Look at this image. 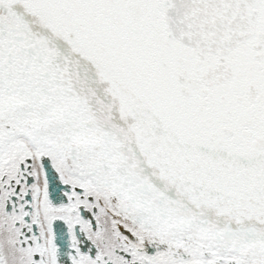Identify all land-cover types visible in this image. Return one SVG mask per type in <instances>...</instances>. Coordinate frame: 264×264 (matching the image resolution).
<instances>
[{"label":"snow or ice","instance_id":"1","mask_svg":"<svg viewBox=\"0 0 264 264\" xmlns=\"http://www.w3.org/2000/svg\"><path fill=\"white\" fill-rule=\"evenodd\" d=\"M0 264H264V0H0Z\"/></svg>","mask_w":264,"mask_h":264}]
</instances>
